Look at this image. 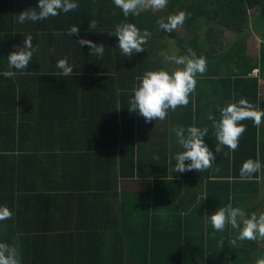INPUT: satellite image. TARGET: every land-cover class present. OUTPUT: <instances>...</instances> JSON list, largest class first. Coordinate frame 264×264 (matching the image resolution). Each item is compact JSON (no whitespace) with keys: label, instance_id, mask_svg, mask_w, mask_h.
Here are the masks:
<instances>
[{"label":"trees","instance_id":"16d2710c","mask_svg":"<svg viewBox=\"0 0 264 264\" xmlns=\"http://www.w3.org/2000/svg\"><path fill=\"white\" fill-rule=\"evenodd\" d=\"M74 2L79 5L75 11L61 12L47 20L20 23L21 12L39 10L38 0H0V207H7L13 213L11 219L0 222V242L17 249L21 264H82L83 256L89 254L91 248L87 242L89 235L94 239V246L101 242L92 229L97 230L103 222L111 224L109 218L115 208L125 210L117 204L118 188L110 186V182L107 185L108 180H142L149 200L156 195L151 194V190L164 187L165 191L171 183L196 185L197 191L206 190L207 205L203 202L198 206L205 216H211L229 203L241 209L246 205L243 208L247 215L257 214L258 208L249 207V201L264 192V118L259 127L251 120L242 121L247 130L240 137L237 150L231 152L222 147L221 153H216L218 142L213 123L204 112L211 108V114L218 121V109L229 103L238 104L241 98L264 111L261 88L264 36L260 42L255 40L250 18L253 11L257 20L255 30H264V0H168L163 10H148L127 18L112 0ZM180 11L188 14L183 23L185 33L179 29L171 33L158 29L157 20L163 17L167 22L168 16ZM92 20L98 23L95 31L88 29ZM122 23H132L141 32L151 33L143 45L144 52L126 57L117 48L118 39L110 34ZM72 26L79 27V36L68 35ZM225 31L235 38L231 47L222 53L219 49L223 47ZM27 35L33 37L36 51L26 74L21 75L8 68L7 56L17 47H23ZM80 39L103 44V57L89 55L90 48L81 47ZM250 44L258 45L257 52L247 51ZM188 49L197 57L206 58L207 70L202 76L197 75L189 105L171 111L169 120L176 125L183 123L186 129L194 126L195 118L199 124L209 122L212 136L208 135V147L216 159L212 167L203 172L193 170L181 174L174 171L175 156L167 155V125L159 140L155 126L164 125L162 121L145 123L138 112H129L128 101L133 95L132 88L138 83L137 77L147 71L163 69L171 73L183 67L166 61L165 56H185ZM65 58L73 68V75L66 77L55 66L58 60ZM6 71H14L16 75L6 78L3 76ZM89 104L99 106H85ZM106 105L110 106L106 108ZM106 109L112 116L110 130L116 132L118 146L112 155L105 153V146L97 144V138L89 145L77 137L82 131L76 125L84 122L92 125L93 113L106 112ZM81 110H89L91 115ZM98 118L102 130L106 120L101 119L100 114ZM145 144L147 153L142 150ZM92 148V153H88ZM248 159L259 160L262 167L251 180L242 181L240 168ZM85 180H99L102 185L98 188L109 191L110 197L98 194L95 199L84 195L92 190L82 185ZM188 190L185 186H173L172 195H165V199L170 205L178 203V207L186 202ZM60 191L67 193L66 203H71V209L77 206L75 209L81 213L76 221L66 220L71 231L68 236L60 234L51 224L55 217L51 206L57 208L59 204L54 193ZM88 203L92 205L87 207ZM84 208L100 219L83 212ZM71 222H76L74 228ZM86 222L99 226L84 224ZM205 222L202 219L201 225L206 227L200 237L205 234L206 245L196 251L187 247L191 237L182 226L183 219L177 216L173 223L175 242L170 247L167 243L159 262L152 264H256L258 259L264 258V247H258L255 258L251 256L256 249L253 243L240 249L237 239L233 246L238 229L226 225L224 231L213 235L215 230L210 221ZM201 243H196L197 247ZM155 254L159 256V251Z\"/></svg>","mask_w":264,"mask_h":264},{"label":"clouds","instance_id":"9594fccd","mask_svg":"<svg viewBox=\"0 0 264 264\" xmlns=\"http://www.w3.org/2000/svg\"><path fill=\"white\" fill-rule=\"evenodd\" d=\"M113 4L119 8L125 18L129 15H139L148 10H163L168 0H112ZM79 7L74 0H38V11L28 9L18 15L20 23L25 21L37 22L56 17L61 12L68 13L75 11ZM188 14L180 11L175 15L167 17V22L162 17L157 20L158 29L167 33L181 27ZM98 23L95 20L89 22L88 29L95 31ZM100 32H103L101 29ZM68 35L79 36V27L72 26ZM114 35L118 39L117 48L121 53L130 57L135 53L144 52L145 45L151 36L148 30L140 31L132 23H122L115 29ZM33 37L27 35L23 47H17L7 56L8 68L17 70L21 75L26 74L36 48L32 44ZM81 47L87 45L90 48L89 55L103 57L104 45L96 44L90 40L80 39ZM166 61L175 63L183 67L177 68L171 73L166 70L147 71L142 77H137L138 83L132 88V97L129 99V112H138L145 123L153 120L163 121L167 118L168 111H175L178 107H186L190 103V96L195 92L197 75H203L207 70V60L203 56L197 57L192 49H188V55L165 56ZM61 70L62 76L73 75V68L68 64L67 59H60L55 65ZM16 75L14 71H6L3 76L11 78ZM194 103V97H192ZM220 119L217 121L212 114L207 119L212 121L215 130L217 145L216 153H221L222 147H227L231 152H235L239 147L240 137L246 132L247 126L242 121L251 120L253 125L259 127L264 118V111L259 110L247 99L241 98L237 103H229L226 107L218 109ZM207 127L199 128L189 126L185 129L177 125L170 128L174 132L177 142L185 151L179 152L175 157V173L191 172L193 170L203 172L212 167L216 159L213 151L205 143L204 137L208 134ZM188 162V163H186ZM262 165L259 160L248 159L243 162L240 168L239 177L242 181L251 180L255 173L259 172ZM208 197H205L207 199ZM13 213L7 207H0V222L12 218ZM206 221H210L215 232H222L226 225H231L233 229H238L236 239L232 240L233 246L236 240L256 241L264 240V213L257 216L252 213L248 216L241 208L233 207L229 203L226 207H220L211 216H205ZM220 244L223 245L221 239ZM0 264H21L20 256L15 247L0 242ZM256 264H264V258L258 259Z\"/></svg>","mask_w":264,"mask_h":264},{"label":"crops","instance_id":"0c3cea01","mask_svg":"<svg viewBox=\"0 0 264 264\" xmlns=\"http://www.w3.org/2000/svg\"><path fill=\"white\" fill-rule=\"evenodd\" d=\"M262 90H264V88ZM65 106L67 107V105ZM85 106L90 107L99 105L89 104ZM107 106L110 105H106V108ZM83 111H85V113L89 116L91 115L89 110H81V112ZM105 111L106 112L97 111L93 113L95 118L93 120L92 125H89L85 122L83 124L81 123L76 125V128L82 131L79 133V135H77V137L80 136V139L87 141L89 145L91 144V141L94 137L97 138V144L105 146L103 147L105 153L107 155H112L118 147L116 146L115 141L116 132L114 133L112 130H110L113 124V122H110V120L112 119V116L110 115V110L108 109L107 111L106 109ZM171 111L172 110L170 109L168 111L167 118L162 121L164 125H156L155 129L158 132V135L156 133L158 139L161 140L163 135L162 132L166 130L164 129V126L167 125V131H165L167 132L166 135L168 139L167 155H170V157L172 158L176 156L179 152H183L185 150L182 149L178 144L175 133L170 132V128H174L177 126L176 124H172L171 120H169ZM204 113L208 115L211 114V108L208 111H205ZM99 114L103 117L101 119L106 120V125H109L111 123V125H109L110 127H107L104 124V128L101 130L100 125L98 123ZM198 124V119L195 118L194 126L199 128L207 127L209 129L208 134L204 137L205 143L208 145V139H210L212 136L210 123H200L199 126ZM179 126L183 127V123ZM95 129L97 131L94 134L93 130ZM208 135H210V138H208ZM151 137L153 138V136ZM147 147L148 146H146V144L142 145L143 152L147 153L149 151ZM93 149L94 148L90 149L88 153H92ZM161 161L163 162V160ZM146 165L147 164H145L144 167H146ZM101 182H103V180ZM109 182L112 183V185H110ZM107 183V185L118 188L119 197L117 204L120 209L122 207H125V210L122 212L121 210L119 211L115 208L113 212L114 217L111 216L109 218L112 221L111 224H106L105 222H103L99 224V226L98 224H95L93 222L84 223H92L100 227L97 230H92L96 231L94 232L95 237L101 238V242L94 246V242H92L93 238L89 235L87 242L89 243L91 248L89 249V254L83 256L82 264H152L153 262L158 263L159 257L163 255L161 254V252L165 249L166 244L170 243V247L171 244L175 242L174 232L176 231V229L173 226V223L177 219V216L183 219L182 226L185 227L186 232L189 231L188 234L191 237V239L186 243L187 247H190V249H195L196 251H199L201 248L205 247L206 244L203 239L205 238V234L202 238L200 237V234H203L205 232L206 226L201 225L202 219L204 223H206L204 219L205 213L203 215V211L200 207H198L199 205H202L203 202L206 204L205 189H203L202 191H197L196 185L191 187L186 186L183 183H177L176 185H173L171 183V185H167V190L165 191L164 187L163 190L161 189V187H159L160 189H158L157 191L151 190L150 193L156 195L152 196L149 200V198L145 196L147 194V192H145L147 186L143 183L142 180H108ZM114 183H116L115 186ZM82 185L88 187L89 189L92 188V190H87L84 193V195H88L89 198L94 196V198L96 199L98 194H103L107 197H110L111 195L106 189L98 188V186L102 185L99 180H85ZM173 186H185L189 188L188 198H186V202H183L182 205L178 207V203L175 205H170V203L165 199V195H172L171 191L173 189ZM176 191L179 192L178 190ZM65 194L67 195L66 192L62 191L54 193V195L58 198L59 204L57 205V208L55 205L53 207L51 206V212H53L52 214L55 215L54 220L51 224L53 227H56L55 230L58 231L60 234L65 233V235L68 236L71 231L68 228V223L66 222V220L72 219L73 221H76V219L79 218V214L81 213L78 209H75L77 206H74V209H71V203H66L67 198ZM259 199H261V197H252V199L249 201L251 202L249 204V207L258 208L257 216L261 214L259 213L261 205L257 203ZM91 205V203H88L86 206L90 207ZM182 206L183 208H181ZM243 207L247 206L244 205ZM243 207V211L247 213V211ZM182 209H185V211L181 212L180 210ZM86 211L88 210L84 208L83 212ZM59 213H63V216H60ZM86 213L92 215L98 220L100 219V217L91 212ZM71 225L74 228L76 222H71ZM87 231L88 229L86 230V233H88ZM185 231H182L183 235L186 234ZM194 242L202 243L198 244L197 247V244ZM186 245L182 244V246ZM158 251L159 256L155 254ZM153 252L155 253L153 254Z\"/></svg>","mask_w":264,"mask_h":264},{"label":"rangeland","instance_id":"374dc122","mask_svg":"<svg viewBox=\"0 0 264 264\" xmlns=\"http://www.w3.org/2000/svg\"><path fill=\"white\" fill-rule=\"evenodd\" d=\"M154 11V10H153ZM254 14L255 13H253V11H251L250 12V18H251V29L254 31V36H255V40L256 41H259L260 42V40H261V37L262 36H264V30H259V31H256L255 30V23H257V20L256 19H254ZM179 30H182L184 33H185V31L184 30H186V28L184 27V25H182L181 27H179L178 28ZM223 35H224V39H223V41H222V48L221 49H219V51L220 52H226L230 47H231V45H232V43L234 42V36H233V34L232 33H229V32H227V31H225L224 33H223ZM259 47H258V45H253V44H250L248 47H247V51L249 52V53H252V52H257V49H258ZM254 74H256V71L254 72ZM262 83L263 84H261V88L263 89L264 88V81H262ZM260 197H261V199H259L258 201H257V203H259L260 205H261V208H260V210H259V213H264V192L263 191H261V194H260ZM250 203V202H249ZM239 243H240V246H239V248L240 249H242L244 246H246V245H250L251 243H253V246H255L256 247V249L255 250H253V253H252V255L251 256H253V257H258L257 256V252H258V247L259 248H262V247H264V240H256V241H253V242H251V241H248V240H245V241H238ZM256 251V252H255ZM235 253H238V254H240V252H239V250H235Z\"/></svg>","mask_w":264,"mask_h":264}]
</instances>
